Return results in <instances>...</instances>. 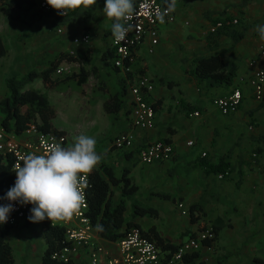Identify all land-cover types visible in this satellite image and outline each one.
<instances>
[{
    "label": "crops",
    "instance_id": "obj_1",
    "mask_svg": "<svg viewBox=\"0 0 264 264\" xmlns=\"http://www.w3.org/2000/svg\"><path fill=\"white\" fill-rule=\"evenodd\" d=\"M39 1L36 0L33 8L24 10L21 19L7 17L0 7V36L7 50L0 58V68L7 67L19 73L15 77H22L30 71L48 68L61 53L74 55L79 61L64 60L58 67L63 69L62 72L56 71L54 77L78 72L82 67L92 71L82 85L74 81L79 87L80 105L87 104L100 91L107 100L112 95H119L123 85L126 86V105L119 113H108L103 103L104 112L109 115V127L94 137L96 151L103 156L95 169L110 184L112 204L124 200L126 223L149 232L155 240L176 246L207 227H213L217 232L212 242L213 250L203 248L185 264H264V169L261 168L264 159L253 158L254 152L264 155V140H260L264 135V101L256 100L249 83L253 71L250 60L264 48V40L255 30L264 25V0H248L245 7L241 4L243 0H177L176 21L159 28V43L154 53H150L151 41L145 37L137 51L134 73L130 75L112 63L106 65L104 62V52L112 50L113 36V21L103 12L105 0H97L92 7L70 10L67 17L56 12L45 15L39 9ZM222 17L238 19L233 29L244 32L239 41L224 34L215 41L208 39L212 25ZM86 35L90 37L89 43L75 41ZM212 55H220L227 68L235 67L232 84L211 86L192 73L196 56ZM260 65L264 67V59ZM143 74L155 82L154 90L146 94L148 101L158 102L152 129L133 125L129 105L132 95L128 78L135 84L138 76ZM11 77L3 76L0 100L9 93L6 82ZM109 82L115 84L114 90L108 89ZM41 87L46 88L40 77L27 84V88L44 93ZM238 87L243 92L239 108L223 114L214 100L229 95ZM62 90L59 89L61 93L68 91L67 87ZM54 110L56 114L51 122L65 132L67 146H70L78 134L74 136L72 132L71 135L67 123H56L59 111ZM33 121L39 125L43 123L38 114ZM121 132L134 133L135 149L120 150L113 146L114 137ZM158 140L172 143L173 157L143 163L139 149ZM224 156L232 167L227 177L209 173L199 163L202 158L217 163ZM126 171L137 186L133 197L128 198H124L122 187L112 183L109 175L120 178ZM179 202L186 205L188 214L180 211ZM145 207L156 214H136V208ZM96 231L98 240L118 256V239L108 240L97 228ZM6 240L12 246L13 254L17 250L24 259L27 258L21 264H42L46 242L41 221L33 223L27 218L13 226ZM34 252L37 255L31 256ZM14 259L18 264L15 256ZM72 263L87 264V256L82 254Z\"/></svg>",
    "mask_w": 264,
    "mask_h": 264
},
{
    "label": "built area",
    "instance_id": "obj_2",
    "mask_svg": "<svg viewBox=\"0 0 264 264\" xmlns=\"http://www.w3.org/2000/svg\"><path fill=\"white\" fill-rule=\"evenodd\" d=\"M39 9L43 11H54L62 15L57 10L47 4V0H40ZM136 11L133 19L129 22L133 25L128 32L126 39L117 43L112 36V48L115 51L113 65L122 70L127 75L134 73V64L137 61V51L139 46L148 36L151 41L150 53H154L159 43V28L163 25L172 24L176 21L175 11L168 12L161 23L157 16L165 12L167 0H138L135 4ZM70 15V10H66L63 16ZM237 18L222 17L214 22L210 32H215L220 26L236 25ZM76 42L89 43L88 35L76 38ZM264 59V48L257 57L250 60L253 68L249 83L253 89L254 97L257 101H264V67L260 65ZM63 69H57L61 73ZM130 84L131 98L129 99L132 123L140 129H152L155 127L157 111L153 104L147 100L146 94L152 92L155 87L154 80L146 75H139L135 84L128 78ZM243 99L241 88H235L224 97L214 100V104L220 111L227 115L235 112ZM199 115V113H196ZM136 138L132 132H121L114 137L113 146L120 150H132L136 148ZM66 147L67 138L58 136L53 131H44L36 121L28 124V127L21 133L8 130L3 124L0 116V154L12 159V169L22 165V157L28 153L46 154L55 144ZM192 143V142H189ZM174 148L172 143L158 140L139 149V158L143 163L155 161H166L173 157ZM264 159V155L254 152L253 158ZM264 169V164L261 165ZM223 177L222 174H219ZM16 174L9 189L14 186ZM90 186L89 175L86 177V187L84 188L85 203L70 219L55 221L65 228V237L60 246L52 252L51 258L57 262L69 263L81 256H87V264H185L184 257L187 254L200 253L203 248L213 250L212 242L216 238L213 227H207L198 235L191 237L179 245L176 251L165 250L156 242L143 235L142 229L138 226L128 228L118 241L119 255H114L105 244L98 240L96 227L93 225L88 211L90 203L88 199V187ZM14 210L10 213L6 224L16 226L26 221L33 207L31 204L21 205L19 202H12ZM178 207L183 214H188L189 210L183 202L178 203Z\"/></svg>",
    "mask_w": 264,
    "mask_h": 264
},
{
    "label": "trees",
    "instance_id": "obj_3",
    "mask_svg": "<svg viewBox=\"0 0 264 264\" xmlns=\"http://www.w3.org/2000/svg\"><path fill=\"white\" fill-rule=\"evenodd\" d=\"M248 0L242 1V7H245ZM36 5V0H0V7L4 15L12 19H21L22 13L26 9H31ZM45 15L51 16L55 14L54 11H44ZM64 18V17H63ZM231 19L232 17H228ZM231 36L237 42L243 36L244 32H238L233 29V25L220 26L215 32H210L208 39L215 41L219 35ZM7 50L0 36V58L6 54ZM115 51L108 49L103 54L105 64H113ZM79 61V58L74 55L59 54L54 60L51 61L50 66L40 72L35 70L28 72L22 77H11L7 80L6 84L9 93L0 100V113L5 127L10 131L17 133L23 132L28 124L36 119V115H40L43 123L39 127L44 131H53L58 136H65V132L53 126L51 120L56 112L49 102L48 97L33 88H27L29 82L34 81L40 77L47 89H53L68 81H75L77 84L82 85L85 83L91 70L82 67L78 72L66 73L58 77H54L59 65L64 61ZM194 67L192 73L199 78L200 81L205 80L211 86H222L232 84L236 75L235 67L227 68L224 59L220 55L212 56H196L193 60ZM126 86L123 85L121 93L118 95L110 96L105 102V110L110 114L119 113L126 105L124 97L126 95ZM156 111L158 109V102L152 103ZM264 140V135L260 138ZM170 142V141H167ZM171 143V142H170ZM66 147L67 143H66ZM259 151V150H258ZM260 153V152H258ZM199 163L209 173L222 174L223 177L229 176L232 167L227 161V156L221 157L217 163H214L206 158L200 159ZM110 172V171H108ZM127 171L120 178H116L110 174L111 182L118 184L123 189V196L133 197L137 191V186L132 183L127 175ZM15 177L12 169V159L10 156L0 154V204L9 203L8 200L3 199L8 192L10 184ZM90 186L88 187V199L90 209L88 214L93 225H102L103 230H98L100 235L108 240H117L124 233V230L133 226L126 223L125 211L126 205L124 200L113 205L111 202V188L108 181H106L98 169H94L89 174ZM167 197V195H164ZM194 208V207H193ZM192 208V211H193ZM156 214L148 208H136V214ZM43 237L46 242V247L43 254L42 264H73L61 263L51 258L52 252L57 249L65 237V228L55 221L45 219L41 221ZM29 224V222H28ZM137 226V225H135ZM127 227L126 229H123ZM13 226L8 224H0V264H15L13 248L6 240V236L10 234ZM98 229V228H97ZM215 230V229H214ZM143 232V235L156 242L163 249L165 248L176 251L178 245L166 243L164 241L155 240L151 237L149 232ZM216 232V230H215ZM217 235V232H216ZM196 253L187 254L184 257V263L194 257Z\"/></svg>",
    "mask_w": 264,
    "mask_h": 264
},
{
    "label": "clouds",
    "instance_id": "obj_4",
    "mask_svg": "<svg viewBox=\"0 0 264 264\" xmlns=\"http://www.w3.org/2000/svg\"><path fill=\"white\" fill-rule=\"evenodd\" d=\"M177 0H167L165 12L157 19L163 23L168 12L175 11ZM97 0H47L53 9L65 14L66 10L92 7ZM136 11L135 0H105L103 12L113 21L112 35L117 43L126 39L133 25L129 23ZM264 40V25L255 29ZM96 139L78 135L72 145L64 147L57 143L46 154L28 153L22 157V165L15 169L16 180L0 204V224L8 221L14 210L12 202L31 204L28 220L37 223L48 219L63 221L70 219L85 203L86 177L102 161L96 151ZM103 230L102 225H97Z\"/></svg>",
    "mask_w": 264,
    "mask_h": 264
},
{
    "label": "rangeland",
    "instance_id": "obj_5",
    "mask_svg": "<svg viewBox=\"0 0 264 264\" xmlns=\"http://www.w3.org/2000/svg\"><path fill=\"white\" fill-rule=\"evenodd\" d=\"M156 50V49H155ZM1 69V75H0V89L4 83L3 76H19L14 70L7 69V67H2ZM109 86L108 89H115L116 86L114 83H108ZM34 86V84H32ZM67 87L68 91L65 93H61L59 91L60 88L63 90ZM74 87V88H73ZM78 86L75 84V82H71L69 84H63L61 87H58L57 89H46L41 87V91L46 93L50 99V103L54 108H56L59 113L57 115V118L55 120L56 123L62 125L67 123V131L72 135V132H74V136L76 134H86L91 137H97L99 132H104L106 128L109 127L107 124V118L109 115H107L104 112L103 109V103L106 100V95L102 91L96 94L95 98L91 99V96L89 97L91 100L87 101V104L78 103ZM62 90V92H63ZM70 92V93H69ZM69 94L68 96L65 94ZM60 97L61 99H58ZM58 99V100H57ZM90 108H92V112H89ZM101 108V110H100ZM102 113V116L100 115ZM106 122V124H105ZM96 123V125H94ZM100 136V135H99ZM66 137V136H65ZM68 143V139H67ZM72 145V144H71ZM23 234L25 232L21 230ZM15 234L18 235L16 232ZM27 249V248H26ZM20 252L15 250L14 256L16 258L17 263L21 264L22 262L26 261L27 258L24 259L23 256L19 254ZM37 254L34 252L31 256H36Z\"/></svg>",
    "mask_w": 264,
    "mask_h": 264
}]
</instances>
